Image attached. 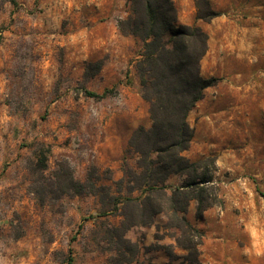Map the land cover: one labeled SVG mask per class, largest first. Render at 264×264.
<instances>
[{"label": "rangeland", "instance_id": "1", "mask_svg": "<svg viewBox=\"0 0 264 264\" xmlns=\"http://www.w3.org/2000/svg\"><path fill=\"white\" fill-rule=\"evenodd\" d=\"M174 1L180 23L208 33L201 72L218 79L188 118L195 135L186 155L217 158L224 200L201 219L196 202L189 207L205 233L200 259L264 264V0H209L220 13L210 21L197 19L195 0ZM128 12L127 0H0V264L120 258L103 229L121 217L101 215L93 195L66 193L62 175L83 180L96 167L119 179L124 159L135 162L133 131L152 124L135 66L142 43L118 27ZM100 59L91 77L87 65ZM165 221L158 215L127 233L138 259L190 264L185 250L175 246L180 257L171 260L160 247L175 244Z\"/></svg>", "mask_w": 264, "mask_h": 264}, {"label": "trees", "instance_id": "2", "mask_svg": "<svg viewBox=\"0 0 264 264\" xmlns=\"http://www.w3.org/2000/svg\"><path fill=\"white\" fill-rule=\"evenodd\" d=\"M127 2L128 15L118 20V27L124 35L142 43L135 66L152 124L139 125L133 131L127 153L130 158L135 156V162L124 159L119 179H113L111 170L104 176L95 167L83 180L72 174L62 175L63 189L69 195H93L101 205V215L121 217L119 225L103 229V238L120 257L116 264H144L137 256L138 243L127 233L134 227L151 226L158 215L165 216L164 226L172 231L175 241L159 245L169 258L180 257L176 246L186 251L182 257L188 263L203 264L200 246L205 233L188 218L189 207L195 201L196 217L201 219L205 211L222 205L224 200L217 178V158L191 159L186 151L195 135L189 114L205 97V89L218 82L216 77H205L201 72L209 35L200 25L180 23L174 0ZM195 6L197 19L210 21L220 15L209 0H195ZM103 64L102 59L90 62L86 73L94 76ZM86 93L107 95V91ZM38 151L39 165L45 170L51 149L43 146Z\"/></svg>", "mask_w": 264, "mask_h": 264}, {"label": "crops", "instance_id": "3", "mask_svg": "<svg viewBox=\"0 0 264 264\" xmlns=\"http://www.w3.org/2000/svg\"><path fill=\"white\" fill-rule=\"evenodd\" d=\"M157 217V216H156ZM199 228V227H198ZM201 229V228H200Z\"/></svg>", "mask_w": 264, "mask_h": 264}]
</instances>
